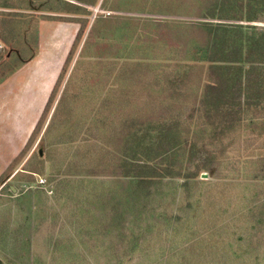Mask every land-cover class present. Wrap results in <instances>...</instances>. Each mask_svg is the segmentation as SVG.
<instances>
[{
  "label": "rangeland",
  "instance_id": "obj_1",
  "mask_svg": "<svg viewBox=\"0 0 264 264\" xmlns=\"http://www.w3.org/2000/svg\"><path fill=\"white\" fill-rule=\"evenodd\" d=\"M46 22L76 31L0 264H264V0H0V79Z\"/></svg>",
  "mask_w": 264,
  "mask_h": 264
},
{
  "label": "crops",
  "instance_id": "obj_2",
  "mask_svg": "<svg viewBox=\"0 0 264 264\" xmlns=\"http://www.w3.org/2000/svg\"><path fill=\"white\" fill-rule=\"evenodd\" d=\"M39 31L34 58L0 79V169L16 157L47 105L76 27L46 22Z\"/></svg>",
  "mask_w": 264,
  "mask_h": 264
}]
</instances>
